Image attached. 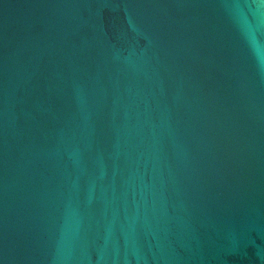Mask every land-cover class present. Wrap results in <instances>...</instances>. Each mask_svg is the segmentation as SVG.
<instances>
[{"label": "water", "instance_id": "obj_1", "mask_svg": "<svg viewBox=\"0 0 264 264\" xmlns=\"http://www.w3.org/2000/svg\"><path fill=\"white\" fill-rule=\"evenodd\" d=\"M0 264H264V0H0Z\"/></svg>", "mask_w": 264, "mask_h": 264}]
</instances>
